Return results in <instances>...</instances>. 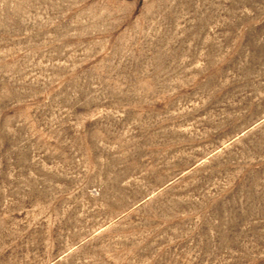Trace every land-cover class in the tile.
Returning a JSON list of instances; mask_svg holds the SVG:
<instances>
[{
  "label": "rangeland",
  "instance_id": "rangeland-1",
  "mask_svg": "<svg viewBox=\"0 0 264 264\" xmlns=\"http://www.w3.org/2000/svg\"><path fill=\"white\" fill-rule=\"evenodd\" d=\"M0 264H264V0H0Z\"/></svg>",
  "mask_w": 264,
  "mask_h": 264
}]
</instances>
